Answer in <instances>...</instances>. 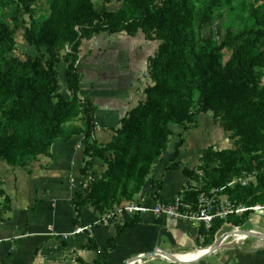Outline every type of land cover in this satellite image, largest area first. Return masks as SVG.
Segmentation results:
<instances>
[{
  "label": "trees",
  "instance_id": "1",
  "mask_svg": "<svg viewBox=\"0 0 264 264\" xmlns=\"http://www.w3.org/2000/svg\"><path fill=\"white\" fill-rule=\"evenodd\" d=\"M113 2L0 0V162L29 172L53 158L56 141L84 137L81 174L87 184L76 191L73 206L78 219L90 206L107 216L124 202H136L171 148L172 126H179L183 131L165 173L183 170L189 182L185 200L222 190L219 195L236 207L264 206V0H119L112 9ZM227 5L232 19L226 34L221 40L213 32L204 35L205 26L226 17ZM39 6H48V16L36 18ZM20 29L36 55H15ZM122 32L142 33L160 45L148 62L145 100L121 120L112 140L101 144L94 138L96 106L90 97H79L81 46L95 36ZM60 63L67 66L69 97L63 93ZM200 116L212 117L231 134L234 147H208L193 168L180 158L191 131L200 128ZM95 161L105 168L100 177ZM254 172L250 186L229 187L243 173ZM152 187L158 198L163 177L153 179ZM11 209L0 171V226ZM251 213L228 221L242 227ZM228 221L217 220L204 232L205 246L214 244Z\"/></svg>",
  "mask_w": 264,
  "mask_h": 264
},
{
  "label": "crops",
  "instance_id": "2",
  "mask_svg": "<svg viewBox=\"0 0 264 264\" xmlns=\"http://www.w3.org/2000/svg\"><path fill=\"white\" fill-rule=\"evenodd\" d=\"M122 34L124 32L115 35L105 33L84 40L81 46L79 69L84 80L79 97H90L96 106L94 138L101 144L109 143L121 120L145 100V89L149 85L147 66L153 56L145 58L140 68L135 65L129 67L125 58L128 53L122 50L127 48L121 46L131 36ZM106 41L105 52L110 51V55L108 62L103 64L114 77L99 80L95 78L102 71V64L96 62L92 55L97 50L102 51L100 44H106ZM149 43L151 41L145 39L147 51ZM85 44H88V50H85ZM93 73L95 77L90 80ZM179 133L181 131L175 132L173 146L164 153L144 191L136 196V202H143L149 196L151 206L158 202L169 203L183 196L188 189L189 182L183 170L165 173ZM211 140L209 131H203L202 126L192 131L180 160L194 168L203 152L215 145ZM85 142L84 137L56 141L52 149L53 158L44 159L29 172L12 170L0 162L3 189L11 199L12 208L5 216L6 222L0 226V264H127L130 259L155 251L180 255L211 247L205 246L207 235L204 232L207 229L203 225L166 216L157 217L152 213L124 215L105 223L103 219L106 216L97 214L90 206L78 219L73 198L76 191L87 184L81 174L85 163ZM220 149H229V146ZM94 168L96 176L100 177L104 172L101 162L95 161ZM162 177L165 187L156 198L152 182ZM242 215H231L224 220L231 221ZM230 221L217 233L215 242L234 229L264 234V209L252 212L242 227H235ZM81 227H87L86 231L75 234ZM172 262L154 255L144 264H174ZM193 264H264V240L257 237H247L242 241L229 238L213 254Z\"/></svg>",
  "mask_w": 264,
  "mask_h": 264
},
{
  "label": "rangeland",
  "instance_id": "3",
  "mask_svg": "<svg viewBox=\"0 0 264 264\" xmlns=\"http://www.w3.org/2000/svg\"><path fill=\"white\" fill-rule=\"evenodd\" d=\"M253 1H255V0H249V2H253ZM119 6H120L119 0H114V2L111 4V8L112 9H116ZM229 9H230V6L227 5L226 8H225L226 17L224 19H220V18L217 17V18H215V20L212 23H210L207 26H205L204 35L207 36L211 32H213L215 34L216 38L221 40L222 36L226 34V30H225L226 24L228 22H230V20L232 19L231 18L232 15L230 14V10ZM48 14H49L48 6H39V8L37 10L36 18L37 19H41L43 16H46V15L48 16ZM0 18H3L2 9H0ZM24 34H25V30L24 29H20V31H18V33H17V36H16V38H17V51H16L15 55H18L20 57H22L23 55H26L27 53L31 54V55H36V53H37L36 50L34 48H31V47H29L27 45V42L25 41V38H24ZM122 35H127V34L124 33ZM129 39H128V41L125 40L124 41L125 43L121 46L123 48H127V49H122V50H124V51H126L128 53L127 55H125V58H126V60L128 62V66L129 67H130V65H132V67L135 65L136 67L140 68V66L143 65V60L145 58H149V56H154L156 54V52L158 51V48H159V45H160L159 41H156V40L151 41V43H149V48H148V51H147V49L144 47L145 38H144L142 33L136 35L135 37L131 36V38H129ZM100 45H101L100 48H101L102 51H98L97 50L92 55V58L94 60L96 59V62H101V64H102L101 65L102 66V69H101L102 71L100 72L99 75L96 76L95 79H99V78L100 79H106V77L113 76L108 71L107 66L103 64V63H107L108 62L110 51L105 52L106 47L108 45L107 41H106V44H100ZM140 46H141V48H140ZM85 50H88V44H85ZM85 54H86V52L83 53V56H85ZM88 58H87V60H88ZM228 59H229V53L226 52L225 61H227ZM59 66H60V71H61L63 93H65V95L67 97H69L70 94L67 91V81H66V75H65L67 66H66L65 63H60ZM147 68H148V66H147ZM94 77H95V74L94 73L91 74L90 75V80L93 79ZM94 81H96V80H94ZM148 81H149V84H151V81L149 80V78H148L147 82ZM199 121H200V128L202 126L203 131H209V136H211V138H212L211 141H214L213 143H215L214 146L216 148L220 149V148H226L228 146H229V148H233L234 147V140H232V138L230 136L231 134L225 133L217 125H215V127L212 126V122L214 123L212 117H210V116H200L199 117ZM210 122H211V125L209 124ZM173 129H174L175 132H178V131L182 132L183 131V128H181V127H179V128L173 127ZM191 133H192V131H191ZM191 133H190V135H191ZM175 140H176V138L173 137L172 138L171 147L173 146V142ZM101 164L104 167L102 162H101ZM35 165L38 166V164H35ZM104 170H105V168H104ZM216 196L217 197H215V198L217 200H219V202L222 203V204H225L226 202H230V200L228 199L227 196H224V199H223V196L219 195L218 193H217ZM252 212H254V211H252ZM104 216H106V215H104ZM236 230L237 229H234V231H236ZM226 231H228V230H226ZM236 237H237V235L234 238H236ZM172 263L180 264V263H175V262H172Z\"/></svg>",
  "mask_w": 264,
  "mask_h": 264
},
{
  "label": "built area",
  "instance_id": "4",
  "mask_svg": "<svg viewBox=\"0 0 264 264\" xmlns=\"http://www.w3.org/2000/svg\"><path fill=\"white\" fill-rule=\"evenodd\" d=\"M257 173H243L241 176L234 179L229 187L240 185L248 187L256 181ZM222 190H214L211 193L200 194L194 202L185 200L183 196H178L169 203H156L151 206L148 202H130L117 206L115 211L107 215L103 222L109 223L112 220L121 218L124 215L139 216L142 214L152 213L157 217L166 216L173 219H180L203 225L207 230L213 228L215 221L226 219L231 215H240L250 211H260L264 206H256L254 208L238 206L234 203L226 202L222 204L217 200V193ZM87 227L78 228L75 234H81L86 231ZM235 233V232H233ZM239 233V232H238ZM156 256H163L162 250L156 251ZM142 255L127 261V264H144ZM154 257V256H153ZM152 257V258H153ZM165 257V256H163Z\"/></svg>",
  "mask_w": 264,
  "mask_h": 264
},
{
  "label": "water",
  "instance_id": "5",
  "mask_svg": "<svg viewBox=\"0 0 264 264\" xmlns=\"http://www.w3.org/2000/svg\"><path fill=\"white\" fill-rule=\"evenodd\" d=\"M233 232H239V233H244L247 235V237H257V238H261L264 240V234L260 233V232H257V231H245V230H239L237 229L236 231H232V232H228V233H224L223 235H221V237L211 246L209 247L208 251L202 255V257H200L198 260L196 261H192V262H189V263H181L179 262V260L174 257L175 255L173 254H170V253H166L164 251H162V254L163 256H165L167 259H170L172 260L173 262L175 263H180V264H193V263H196V262H199L201 260H203L204 258L208 257L209 255L213 254L215 251H217L221 246L222 244L227 241L229 238H231V234ZM156 254V251L149 254V255H143L141 258L142 260H146V259H149V258H152L154 255Z\"/></svg>",
  "mask_w": 264,
  "mask_h": 264
},
{
  "label": "bare ground",
  "instance_id": "6",
  "mask_svg": "<svg viewBox=\"0 0 264 264\" xmlns=\"http://www.w3.org/2000/svg\"><path fill=\"white\" fill-rule=\"evenodd\" d=\"M236 235H237V237L234 238ZM231 236H232L231 238L232 239H235L236 241H242V240H244V239L247 238V235L246 234H244V233H238V232L232 233ZM208 250L209 249H204L202 251L189 252V253H185V254L175 255L174 257H176L179 260V262H181V263H189V262L198 260ZM170 261H172V260H170Z\"/></svg>",
  "mask_w": 264,
  "mask_h": 264
}]
</instances>
